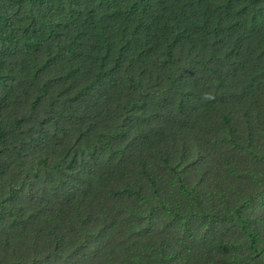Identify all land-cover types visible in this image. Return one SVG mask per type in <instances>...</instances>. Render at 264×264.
Wrapping results in <instances>:
<instances>
[{
    "label": "trees",
    "instance_id": "1",
    "mask_svg": "<svg viewBox=\"0 0 264 264\" xmlns=\"http://www.w3.org/2000/svg\"><path fill=\"white\" fill-rule=\"evenodd\" d=\"M0 264H264V0H0Z\"/></svg>",
    "mask_w": 264,
    "mask_h": 264
}]
</instances>
